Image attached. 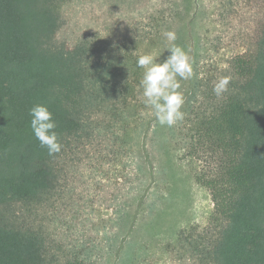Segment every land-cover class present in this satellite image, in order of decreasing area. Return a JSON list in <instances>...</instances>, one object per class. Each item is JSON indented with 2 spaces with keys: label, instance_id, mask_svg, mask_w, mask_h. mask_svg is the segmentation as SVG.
<instances>
[{
  "label": "trees",
  "instance_id": "16d2710c",
  "mask_svg": "<svg viewBox=\"0 0 264 264\" xmlns=\"http://www.w3.org/2000/svg\"><path fill=\"white\" fill-rule=\"evenodd\" d=\"M98 1L0 0V264H102L100 252L106 264L116 261L156 183L147 150L151 128L154 143L164 136L167 147L184 144L187 158L205 160L191 174L211 195L212 226L181 231L179 252L191 264H264V0H163L165 8L149 18L151 31L121 43L106 68L92 71L95 45H69L59 34L64 8ZM200 7H218L229 31L233 52L215 76L201 73L195 60ZM178 27L175 43L189 53L193 75L181 81L184 119L167 127L143 102L144 69L136 59L141 45L166 42L162 33ZM223 76L231 77L229 90L218 98L213 87ZM34 105L46 106L57 124L62 149L54 156L30 128ZM89 151L97 161L110 156L135 176L142 169L149 176L132 218L127 207L117 209L118 234H105V248L76 236L59 240L46 225L66 220L57 213L72 201L68 177ZM151 210L157 214L156 203Z\"/></svg>",
  "mask_w": 264,
  "mask_h": 264
},
{
  "label": "rangeland",
  "instance_id": "374dc122",
  "mask_svg": "<svg viewBox=\"0 0 264 264\" xmlns=\"http://www.w3.org/2000/svg\"><path fill=\"white\" fill-rule=\"evenodd\" d=\"M163 3V0H99L86 7H66L59 40L69 45L77 42L95 45L96 55L90 69L101 71L115 55L117 46L151 31L149 18L165 8L161 7ZM217 9L200 7L199 15L193 20L195 60L199 61V71L208 77L224 70L233 52L228 44L229 31ZM165 44L162 38L153 44L144 43L139 48L140 53L154 54L156 62H162L169 55ZM185 89L186 84L181 83L179 91ZM149 111L152 115L151 109ZM153 129L148 132L147 150L155 172L161 170V174L154 175L156 183L148 191L120 257L116 261L111 257L108 264H191L189 257H184L175 247L177 235L191 228L202 231L212 226L211 195L191 174L205 160L187 158L184 144L168 143L167 147L164 136L154 143L151 141L156 134ZM109 157L97 161L89 151L90 159H86L73 178L68 177L72 201L57 213L58 219L64 216L66 220L51 223V218L46 222L49 233L57 239L80 237L83 244L94 243L105 248L108 244L105 234L110 237L118 234L115 219L119 206L127 207L128 220L132 218L149 176L143 169L135 176L131 166L115 165ZM154 203L157 214L151 210ZM46 215L41 213L42 218ZM101 257L102 264H106L107 255L100 252Z\"/></svg>",
  "mask_w": 264,
  "mask_h": 264
},
{
  "label": "clouds",
  "instance_id": "9594fccd",
  "mask_svg": "<svg viewBox=\"0 0 264 264\" xmlns=\"http://www.w3.org/2000/svg\"><path fill=\"white\" fill-rule=\"evenodd\" d=\"M162 35L170 44L169 55L162 62H156L154 54H140L136 66L144 69L140 80L144 104L161 126L173 127L184 119L185 113L181 109L185 95L179 89L181 81L192 78L193 69L189 53L175 43L176 33L164 31ZM230 81L231 77L223 76L215 82L213 92L218 98L228 92ZM29 116L30 128L40 147L45 148L49 156L60 153L62 145L55 131L57 124L52 112L44 105H34L29 109Z\"/></svg>",
  "mask_w": 264,
  "mask_h": 264
}]
</instances>
